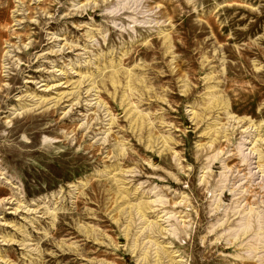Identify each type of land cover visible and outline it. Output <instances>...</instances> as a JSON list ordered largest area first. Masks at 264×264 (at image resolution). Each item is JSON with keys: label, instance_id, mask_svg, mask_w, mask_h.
Listing matches in <instances>:
<instances>
[{"label": "rangeland", "instance_id": "rangeland-1", "mask_svg": "<svg viewBox=\"0 0 264 264\" xmlns=\"http://www.w3.org/2000/svg\"><path fill=\"white\" fill-rule=\"evenodd\" d=\"M0 264H264V0H0Z\"/></svg>", "mask_w": 264, "mask_h": 264}]
</instances>
